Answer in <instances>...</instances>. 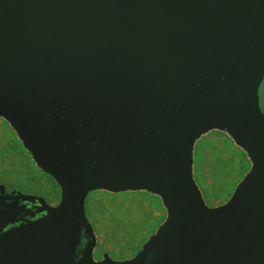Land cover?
Returning a JSON list of instances; mask_svg holds the SVG:
<instances>
[{
  "label": "water",
  "instance_id": "1",
  "mask_svg": "<svg viewBox=\"0 0 264 264\" xmlns=\"http://www.w3.org/2000/svg\"><path fill=\"white\" fill-rule=\"evenodd\" d=\"M263 77L264 0H0V117L60 188L0 186V264H264ZM211 129L251 164L215 207L192 172ZM94 190L160 198L131 258L94 260Z\"/></svg>",
  "mask_w": 264,
  "mask_h": 264
},
{
  "label": "rangeland",
  "instance_id": "2",
  "mask_svg": "<svg viewBox=\"0 0 264 264\" xmlns=\"http://www.w3.org/2000/svg\"><path fill=\"white\" fill-rule=\"evenodd\" d=\"M260 108L264 112V77L258 87ZM0 186L21 193L43 197L55 205L60 191H46V178L35 166H25L8 124L0 117ZM20 158V159H19ZM193 178L210 207L221 205L250 167L244 150L219 129H211L194 142L192 150ZM85 214L96 235L93 257L104 253L112 259L132 257L155 232L165 218L166 210L157 195L144 190L109 192L94 190L84 203Z\"/></svg>",
  "mask_w": 264,
  "mask_h": 264
},
{
  "label": "flooded vegetation",
  "instance_id": "3",
  "mask_svg": "<svg viewBox=\"0 0 264 264\" xmlns=\"http://www.w3.org/2000/svg\"><path fill=\"white\" fill-rule=\"evenodd\" d=\"M3 119V118H2ZM4 121H6L5 119H3ZM7 122V121H6ZM7 124H8V122H7ZM0 128H1V126H0ZM8 128L10 129V131L11 132H13V134H14V136H15V141H16V145H18L19 147V149L20 150H18L17 152H18V154H19V157L22 159L21 161H23L24 162V164H25V166H27V167H31L32 165L33 166H35L37 169H39L40 170V172H42V174L45 176V178H46V181H45V183H43V185H44V187L46 188V191L47 192H49V191H53V188H51V186L53 187V185H51V184H56V187L59 189V191H60V188H59V186L57 185V183L54 181V179L49 175V174H47L46 172H44V171H42L37 165H36V163L34 162V160L32 159V156H31V154L29 153V151L27 150V149H25L24 147H23V145H22V142H21V140L18 138V136H17V134H16V132L14 131V129L8 124ZM4 132L5 134H6V132H7V130H1L0 129V133L1 132ZM19 158V159H20ZM32 164V165H31ZM251 165V164H250ZM250 168V167H249ZM249 170V169H248ZM4 189H5V191L7 192V193H10V192H12V191H16V190H13V189H10V190H7L5 187H4ZM23 194H25V193H23ZM37 196V195H36ZM231 197V196H230ZM59 198H60V195H59ZM229 200V199H228ZM227 200V201H228ZM46 201V200H45ZM58 201H59V199H58ZM58 201L56 202V204L58 203ZM226 201V202H227ZM47 202V201H46ZM48 203V202H47ZM225 203V202H224ZM224 203H222V204H224ZM22 204H24L23 206V213H25V214H27V215H31V214H35V216L34 217H38L39 215H41L42 213L41 212H37V206L36 205H34V204H31V203H27V202H21L20 203V205H22ZM49 204V203H48ZM219 206V205H218ZM215 207V206H214ZM166 216V215H165ZM163 222V221H162ZM80 241H81V243L79 244V249H82L83 248V246L86 244V241H87V237L82 233V235H81V239H80ZM94 250V249H93ZM104 254H107V253H104ZM104 254L100 257V258H97L95 261H99V260H101L102 258H103V256H104ZM136 254V253H135ZM134 254V255H135ZM108 255V254H107ZM133 255V256H134ZM109 256V255H108ZM110 257V256H109ZM94 258V257H93ZM111 258V257H110ZM129 258V257H128ZM128 258H126V259H128ZM131 258V257H130ZM115 260V259H114ZM120 260H124V259H120Z\"/></svg>",
  "mask_w": 264,
  "mask_h": 264
},
{
  "label": "trees",
  "instance_id": "4",
  "mask_svg": "<svg viewBox=\"0 0 264 264\" xmlns=\"http://www.w3.org/2000/svg\"><path fill=\"white\" fill-rule=\"evenodd\" d=\"M245 153V152H244ZM246 154V153H245Z\"/></svg>",
  "mask_w": 264,
  "mask_h": 264
}]
</instances>
